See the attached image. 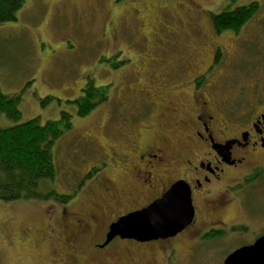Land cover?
Listing matches in <instances>:
<instances>
[{"label": "rangeland", "instance_id": "374dc122", "mask_svg": "<svg viewBox=\"0 0 264 264\" xmlns=\"http://www.w3.org/2000/svg\"><path fill=\"white\" fill-rule=\"evenodd\" d=\"M249 1L255 0H25L16 11V19L0 23V88L7 94H21L22 117L18 122L36 117L42 123L58 120L62 110L72 114V129L54 145L57 173L40 189L75 194L66 204L55 198H0V264L57 261L67 253L63 238L72 234L67 221L73 212L92 208L87 195L101 194L109 179L118 188L126 186L124 170L117 167L121 158L112 153L125 151V138L136 133L140 143L150 140L146 123L138 124L141 117L133 119L137 125L126 124L130 110L125 104L122 108L121 103L124 96L134 97L140 88L152 90L153 67L148 52L153 50L148 48L171 39L193 44L187 42H192L199 31L196 39L202 35L208 43L202 48L205 55L200 58L203 62L198 64L199 70L210 62L217 43L227 50V56L225 51L214 69V76L220 75L221 80V105L229 110L251 97L253 86L264 77L260 58L264 54V23L259 20L264 18V0H257L261 9L237 35L214 36L209 16L226 3ZM192 22L195 24L189 26ZM196 46L201 48L202 42H196ZM90 80L98 86L107 85L109 96L81 117L72 100L83 95ZM170 87L163 93L172 92L184 115L192 108L193 90L179 86L171 91ZM11 124L16 122L1 114L0 125ZM173 129L177 141H184L177 123ZM238 181L226 178L206 194L203 200L220 199L222 193L229 200L219 213L224 221L222 228L228 230L224 236L199 241L190 238L191 231L186 233L179 241V260L184 264H224L227 254L264 231V176L255 185L228 191ZM197 207V222L191 230L213 219L205 217L209 214L201 200ZM66 208L69 210L63 213ZM125 208H115L113 214ZM241 226L248 230L240 231ZM230 227L237 229L234 232ZM80 240L81 236L70 242L75 249L68 252L77 253L71 264L89 259L79 247Z\"/></svg>", "mask_w": 264, "mask_h": 264}, {"label": "flooded vegetation", "instance_id": "af4514ba", "mask_svg": "<svg viewBox=\"0 0 264 264\" xmlns=\"http://www.w3.org/2000/svg\"><path fill=\"white\" fill-rule=\"evenodd\" d=\"M243 5L247 4L226 3L214 14L224 12L227 8L235 10ZM214 14H209L214 36L226 33L237 35L248 21L257 16L256 13L237 31L226 29L218 32L213 21ZM259 20L264 23V18ZM193 24L195 22L189 26ZM194 28L198 30V24ZM198 32L197 35H200ZM201 36L198 37L199 40L192 36L195 39L187 43H194L189 45H185L184 41L171 39L153 45L155 48H148L153 50L148 52L153 67L150 77L152 90L140 88L134 97L124 96L121 103L122 108L125 104L130 110L126 124L137 125L133 119L141 117L138 124H147H144V128L151 134L148 138L150 140L140 143L136 133L125 138V151L112 153L121 158L117 167L121 166V170H124L126 186L118 188V184L109 179L101 194L87 195L92 208L73 212L72 218L67 221L72 234L63 238L67 253L50 264L75 262L77 253H69L68 249L74 251L75 246L70 242L74 238L78 240L80 236L79 247L87 252L89 259L79 261L78 264H184L179 260V241H182L181 238L186 233L191 231L190 238L197 241L199 238L209 240L207 235L213 233L220 236L226 234L228 228H222L224 221L219 213L229 200L224 193L220 199H203L226 178L230 181L239 180L236 186H229L228 191H233L244 185H255L256 180L264 176V77L253 86L251 97L247 96L244 102L240 101V105L235 104L232 109L229 108V113L218 99L220 75L214 76V69L225 51L227 56V50L221 42L217 43L210 62L199 70L198 64L203 62L200 58L205 55L202 48L208 44ZM196 42H202V47H197ZM171 44L175 45L170 47ZM260 58L264 65V54ZM169 86L171 91L179 86H190L193 90L190 100L192 108L185 111L184 115L180 114L181 110L177 107L172 92L163 93ZM144 118L147 120L143 121ZM174 123L183 130L184 141H177ZM159 129L164 130L163 133ZM179 179H184L192 189L195 215L190 225L178 234L166 238L141 241L116 236L111 242L101 245L106 240L113 221L148 206L162 197ZM199 200L204 203L205 213L209 214L205 217L211 216L213 219L191 230L197 222ZM122 206L128 208L120 214H113L115 208ZM68 210L66 208L63 213ZM245 226L239 227L240 231L248 230ZM229 229L235 232L237 228ZM262 234L264 231L247 244L253 243Z\"/></svg>", "mask_w": 264, "mask_h": 264}, {"label": "trees", "instance_id": "16d2710c", "mask_svg": "<svg viewBox=\"0 0 264 264\" xmlns=\"http://www.w3.org/2000/svg\"><path fill=\"white\" fill-rule=\"evenodd\" d=\"M24 1L0 0V23L16 19V11L24 5ZM261 5L258 1H251L235 10L227 8L224 12L215 13L213 21L217 31L239 30L241 25L259 12ZM83 89V95L72 100V103L77 104V112L81 117L90 114L109 96L107 85L98 86L93 80ZM21 98V94H7L0 88V116L7 115L16 122L6 127L0 125V198L10 201L23 196L44 197L55 198L66 204L75 194H62L56 190L45 192L40 188L44 181L52 180L57 173L54 145L64 132L72 129V114L62 110L58 120L42 123L36 117L18 122L22 117L19 108ZM219 236L214 233L207 235L209 240Z\"/></svg>", "mask_w": 264, "mask_h": 264}, {"label": "water", "instance_id": "95a60500", "mask_svg": "<svg viewBox=\"0 0 264 264\" xmlns=\"http://www.w3.org/2000/svg\"><path fill=\"white\" fill-rule=\"evenodd\" d=\"M191 185L179 179L162 197L143 209L122 215L113 221L105 244L116 236L141 241L176 235L194 220L195 207ZM253 243L240 246L225 257V264H264V234Z\"/></svg>", "mask_w": 264, "mask_h": 264}]
</instances>
